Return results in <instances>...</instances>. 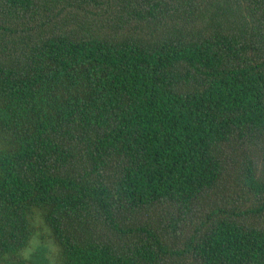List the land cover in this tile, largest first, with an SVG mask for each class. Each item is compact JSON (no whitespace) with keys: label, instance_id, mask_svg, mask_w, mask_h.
Returning a JSON list of instances; mask_svg holds the SVG:
<instances>
[{"label":"trees","instance_id":"obj_1","mask_svg":"<svg viewBox=\"0 0 264 264\" xmlns=\"http://www.w3.org/2000/svg\"><path fill=\"white\" fill-rule=\"evenodd\" d=\"M264 264V0H0V264Z\"/></svg>","mask_w":264,"mask_h":264},{"label":"rangeland","instance_id":"obj_2","mask_svg":"<svg viewBox=\"0 0 264 264\" xmlns=\"http://www.w3.org/2000/svg\"><path fill=\"white\" fill-rule=\"evenodd\" d=\"M36 235L31 241L28 249L26 250V257L33 255L37 249L43 247L47 249L45 257L49 264H57L59 261V252L52 239L49 236L46 227L43 225L40 219L37 220Z\"/></svg>","mask_w":264,"mask_h":264}]
</instances>
